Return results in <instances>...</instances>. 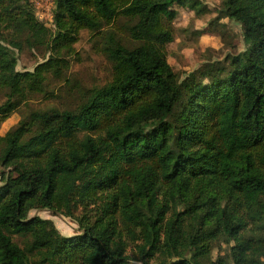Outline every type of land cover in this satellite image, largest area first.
Instances as JSON below:
<instances>
[{
  "label": "trees",
  "instance_id": "16d2710c",
  "mask_svg": "<svg viewBox=\"0 0 264 264\" xmlns=\"http://www.w3.org/2000/svg\"><path fill=\"white\" fill-rule=\"evenodd\" d=\"M27 2L0 0V125L47 93L82 29L103 39L111 78L77 112L32 110L0 135V264H70L74 252L130 264L137 240L148 244L140 264H264V0H222L246 47L182 75L166 58L173 6L199 12V0H53V30ZM22 32L51 49L32 70L16 69ZM33 209L72 218L78 233Z\"/></svg>",
  "mask_w": 264,
  "mask_h": 264
},
{
  "label": "rangeland",
  "instance_id": "374dc122",
  "mask_svg": "<svg viewBox=\"0 0 264 264\" xmlns=\"http://www.w3.org/2000/svg\"><path fill=\"white\" fill-rule=\"evenodd\" d=\"M203 10L195 11L188 7L174 5L176 16L172 22L173 40L166 45V58L173 70L178 74L199 68L204 62L216 61L226 64L227 55L242 51L246 44L239 23L226 17H221L222 0H199ZM28 5L46 27L53 30L52 4L53 0H28ZM124 19H118L121 23ZM106 28V26H105ZM1 35L6 39L16 37L11 29L4 28ZM26 32H22L20 48L13 47L17 57V70H32L36 64L46 60L51 55V49L46 44L30 47L24 39ZM24 39V40H23ZM122 42L133 45L126 34L122 33ZM103 39L87 29L79 31L76 42L70 52L63 49L60 56L66 59L68 67L64 68L61 76L47 75V93H33L26 102L21 103L0 125V135L14 128L17 123L27 118L32 110L58 109L77 112L86 91L94 86L106 83L111 78V63L101 50ZM44 89V90H45ZM6 98V90L0 88V103ZM1 169V168H0ZM38 215L51 219L61 235L70 236L78 233L77 223L70 217L53 214L46 209H33L29 216ZM161 217V213H158ZM17 242H21L16 238ZM137 245L146 250L147 243L137 240L129 245L128 252L132 257L130 264H140L136 258ZM228 254V248H214L211 256ZM81 255L74 252L70 257V264H81Z\"/></svg>",
  "mask_w": 264,
  "mask_h": 264
}]
</instances>
